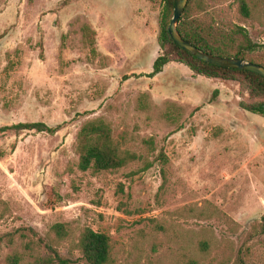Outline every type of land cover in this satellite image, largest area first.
Here are the masks:
<instances>
[{"label": "rangeland", "instance_id": "374dc122", "mask_svg": "<svg viewBox=\"0 0 264 264\" xmlns=\"http://www.w3.org/2000/svg\"><path fill=\"white\" fill-rule=\"evenodd\" d=\"M247 1L249 17L235 0H188V18L214 43L243 28L258 45L248 58L264 63V0ZM161 6L0 0V235L13 238L0 240V264L53 238L55 223L69 234L51 244L71 264H85V227L109 236L111 264H237L238 252L264 264V116L243 107L264 98L175 61L151 75ZM94 118L141 159L78 169L77 132ZM19 122L54 130L5 128Z\"/></svg>", "mask_w": 264, "mask_h": 264}, {"label": "trees", "instance_id": "16d2710c", "mask_svg": "<svg viewBox=\"0 0 264 264\" xmlns=\"http://www.w3.org/2000/svg\"><path fill=\"white\" fill-rule=\"evenodd\" d=\"M238 4V10L244 17H249L251 10L247 0H235ZM175 0H162V6L159 18V33L158 42L161 48V53L154 59L152 63L151 75L161 72L165 64L175 61L186 65L190 71L195 74L210 78H219L223 80H243L248 84L250 94L256 97L264 98V78L249 71L239 70L227 67H220L203 62L194 57L185 50L177 46L170 38L167 27L173 14V7ZM177 30L186 41L197 46L204 52L217 56H226L240 58L255 64L262 65L264 63L248 58V53L255 51L258 45L251 41L247 32L239 27L237 39L229 37V39L222 37L218 39V43L212 42L205 35L199 27L191 25L188 18V6L184 8L180 18L177 21ZM89 36L90 43H93V31L87 27L84 29ZM246 110L264 116V100L244 104ZM5 128H13L15 130H35V131H49L54 129L48 127L43 122H19ZM124 137L117 140L112 135V129L108 122L103 118H94L85 121L79 128L76 136V152L78 154L77 167L81 171L91 170L93 172L109 171L119 169L125 166L128 162L141 159V155L122 147ZM146 143L151 145L152 140H146ZM162 155V154H160ZM142 169H147L150 166L149 162H143ZM262 228L264 230V215L262 216ZM32 232H34L31 229ZM49 233L53 234V238L44 240L40 236L35 241L24 243V251H12L6 256L8 264H71V260L62 257L57 250L52 246V239H64L69 230L65 223L52 224ZM8 237L6 241L9 244L13 243L11 233L0 235V240ZM36 246L37 248H35ZM201 249H207V242L200 241ZM77 250L85 264H111V243L107 234L95 231L90 227H85L79 233L76 243ZM43 249V250H42ZM42 251V252H41ZM237 264H241L243 259L238 255L236 257ZM183 264H200L199 259L188 258Z\"/></svg>", "mask_w": 264, "mask_h": 264}, {"label": "water", "instance_id": "95a60500", "mask_svg": "<svg viewBox=\"0 0 264 264\" xmlns=\"http://www.w3.org/2000/svg\"><path fill=\"white\" fill-rule=\"evenodd\" d=\"M187 2L188 0H175L173 14L167 27V31L171 40L177 46L205 63L232 69L249 70L264 78V67L262 65L255 64L253 62H249L240 58L212 55L210 53L204 52L197 46L182 38L177 30L176 23L180 18Z\"/></svg>", "mask_w": 264, "mask_h": 264}]
</instances>
